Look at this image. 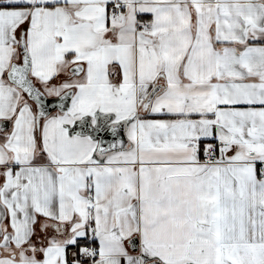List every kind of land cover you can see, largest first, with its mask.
I'll return each instance as SVG.
<instances>
[{"label": "snow or ice", "instance_id": "snow-or-ice-1", "mask_svg": "<svg viewBox=\"0 0 264 264\" xmlns=\"http://www.w3.org/2000/svg\"><path fill=\"white\" fill-rule=\"evenodd\" d=\"M0 264H264V0H0Z\"/></svg>", "mask_w": 264, "mask_h": 264}]
</instances>
